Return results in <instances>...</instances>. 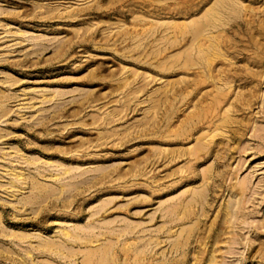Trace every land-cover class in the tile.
I'll return each instance as SVG.
<instances>
[{
  "label": "rangeland",
  "instance_id": "1",
  "mask_svg": "<svg viewBox=\"0 0 264 264\" xmlns=\"http://www.w3.org/2000/svg\"><path fill=\"white\" fill-rule=\"evenodd\" d=\"M104 247L264 264V0H0V264Z\"/></svg>",
  "mask_w": 264,
  "mask_h": 264
},
{
  "label": "bare ground",
  "instance_id": "2",
  "mask_svg": "<svg viewBox=\"0 0 264 264\" xmlns=\"http://www.w3.org/2000/svg\"><path fill=\"white\" fill-rule=\"evenodd\" d=\"M214 13V12H213ZM215 14V13H214ZM180 25V24H179ZM199 25V24H198ZM202 27V26H201ZM176 29V28H175ZM181 29V28H180ZM199 31V30H198ZM200 32V31H199ZM184 33V32H183ZM197 31H194V34L195 35H197ZM198 36H199V34H198ZM199 37H201V36H199ZM192 43V42H191ZM210 47V46H209ZM208 47V48H209ZM190 48V47H189ZM199 48H200V46H199ZM207 51V50H206ZM211 52V51H210ZM207 53H209V52H207ZM207 56V55H206ZM197 60V59H196ZM191 63V62H190ZM189 63V64H190ZM192 65H194L193 64V62H192ZM199 148H201V147H199ZM199 151V150H198ZM32 185H34V184H32ZM36 186V187H35ZM34 187H35V189L36 190H38V191H40V190H44L43 189V186H41V185H34ZM35 190V191H36ZM57 191V190H56ZM47 193V192H46ZM56 193V192H55ZM206 193V192H205ZM38 194H40V193H38ZM192 194V196H190V198L192 197V199H190V200H192L193 202L195 201V203L197 202V201H199V200H201L202 198H203V196H204V193H203V189L202 190H198V191H194L193 193H191ZM189 200V201H190ZM189 201H187V203L189 202ZM192 201H191V203H192ZM203 201V200H202ZM186 203V204H187ZM194 203V204H195ZM185 205V204H184ZM180 206V205H179ZM192 206V205H191ZM193 207V206H192ZM188 208V207H187ZM186 208V209H187ZM235 208V207H234ZM185 209V210H186ZM191 209V208H190ZM190 209H188V210H190ZM232 209V208H231ZM184 210V209H183ZM192 210H193V208H192ZM179 211V210H178ZM234 211V210H233ZM184 212V211H183ZM188 212H191V211H188ZM193 212V211H192ZM195 212V211H194ZM231 212V211H230ZM176 214V213H175ZM187 214H189V213H187ZM174 215V214H173ZM189 215H191V214H189ZM230 215V214H229ZM181 216V215H180ZM188 216V215H187ZM185 217H186V215H185ZM182 218V217H181ZM180 220V219H179ZM191 232V231H190ZM64 237L65 238H72V235L71 234H69L68 232L67 233H64ZM75 239L77 238L76 236L74 237ZM78 239V238H77ZM72 240V239H71ZM80 240V239H79ZM78 240V241H79ZM73 241H75V240H73ZM77 241V242H78ZM81 243L83 242V239H82V241H80ZM95 242H98V241H86L85 243L86 244H92V243H95ZM110 244L112 243L111 241L109 242ZM45 244V243H44ZM85 244V245H86ZM109 244V245H110ZM49 244H47V246H48ZM82 245H84V243H82ZM108 245V246H109ZM42 246H44V245H42ZM52 246V245H51ZM50 246V248H54V246H52L51 247ZM56 246V245H55ZM101 246V245H100ZM59 247V248H58ZM57 248L58 249H60L61 250V248H63V250H64V246H58ZM111 247V246H110ZM56 248V247H55ZM96 250L94 251V250H92V251H90L89 249V252L87 251L86 252V255H84V256H86L87 258V260H89L90 262H92L91 260L92 259H95L96 261H97V264H112V262H113V256L111 257V249L108 247L107 249L104 247V249H101V250H99V251H97L98 249L97 248H95ZM114 249V248H113ZM44 250V249H43ZM50 250V249H49ZM49 250H47V252L49 251ZM53 251V250H52ZM57 251V250H56ZM59 251V250H58ZM64 251H66V249L64 250ZM124 251H125V249H124ZM128 252V251H127ZM69 253V252H68ZM60 255H62V254H60ZM114 255V254H113ZM138 256V255H137ZM140 256H142V255H140ZM84 260V261H87V260ZM135 262V261H134ZM137 262V261H136ZM84 263H87V262H84ZM83 263V264H84ZM87 264H89V263H87ZM94 264V263H93ZM96 264V263H95ZM135 264V263H134Z\"/></svg>",
  "mask_w": 264,
  "mask_h": 264
}]
</instances>
